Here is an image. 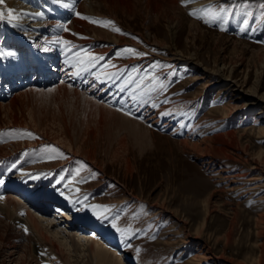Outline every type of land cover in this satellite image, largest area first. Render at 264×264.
Instances as JSON below:
<instances>
[{"label": "rangeland", "instance_id": "obj_1", "mask_svg": "<svg viewBox=\"0 0 264 264\" xmlns=\"http://www.w3.org/2000/svg\"><path fill=\"white\" fill-rule=\"evenodd\" d=\"M186 14L203 28L185 27L175 38L164 22L147 28L140 15L122 16L120 23L106 15L91 18L100 28H118L114 32L126 44L105 59L85 49L86 60L100 57L101 62L76 74L88 82L102 65L100 81L117 80L118 85L109 88L112 97L86 95L133 120L75 97L58 101L54 94L29 93L23 98L41 116L63 112L69 117L74 112L84 122L90 118V128L96 130L100 146H105L98 155L102 172L85 158L68 153L62 143L38 133L31 119L28 128L0 129L1 143H21L16 153L23 166L53 173V180L69 190L68 196L63 195L64 211L71 219L80 215L94 224L101 236L96 239L112 251L121 250L125 264H189L193 258L204 259L194 264H264V180H257L264 174V133L258 132L264 126V112L259 113L260 104L235 110L231 117L221 109L232 100L246 106L248 99L264 97V0H207L186 9ZM125 49H134L135 54ZM169 49L185 56L197 53L200 66L167 60ZM215 66L226 74L232 72L230 81L239 87L218 93L220 84H213L197 95L205 79L190 80L203 67ZM109 69H117V74L105 73ZM50 120L43 130L54 137L60 133ZM213 136L222 137L216 144L220 151L210 150L207 141L197 145ZM75 143L76 148L80 143ZM221 169L229 173H219ZM232 174L240 176L224 179ZM49 212L63 220L57 212ZM77 225L68 230L81 232L85 224ZM1 245L0 264H4L8 257ZM37 256L40 264H57L39 252ZM57 257L62 264H96L79 247L65 249L64 256L58 253Z\"/></svg>", "mask_w": 264, "mask_h": 264}, {"label": "bare ground", "instance_id": "obj_2", "mask_svg": "<svg viewBox=\"0 0 264 264\" xmlns=\"http://www.w3.org/2000/svg\"><path fill=\"white\" fill-rule=\"evenodd\" d=\"M216 1L223 2L224 0ZM182 2L185 4L184 7L181 5ZM204 2L207 0H5L4 4L0 5V12L5 16L4 19H0V129L30 127L28 119H31L33 127L38 130V133L41 131L47 138L62 143L67 147L68 153L75 157L85 158L87 162L96 165L102 172L98 163V155L105 151V146H100L96 130L90 128L89 116V119L85 120L87 122H84L83 118H78L74 112L69 117L59 111H57L59 116H56L57 114L52 116V113V117H50L49 112H45L41 116L31 107V101L25 102L23 98L29 93L33 96L37 95V97L54 94L58 101L75 97V99L87 101L89 106H96V109L99 108L103 112L120 116L121 119L133 120L114 108L105 106L103 102H100L101 100L86 95L87 92L98 99L112 97V90L110 91L109 88L116 87L114 85L117 84V80L102 83L100 81L102 65L95 69L93 77L96 79L92 78L88 82L86 79H82L85 76L76 74L83 69L97 66L96 64L101 60L100 57L86 60L82 55L85 49H91L97 55L101 54L102 56H100L105 59L115 52L114 48L126 44L124 38L114 31L100 28L95 23H91V18L93 20L100 19L101 16L106 15L113 22L120 23L122 16L134 18L140 15L142 24L147 28L164 22L173 36L171 37L175 38L185 27H195L192 31L203 28L201 23L188 17L186 9L202 6ZM9 10L14 11L16 19L9 20L7 18ZM190 30L188 29L187 32ZM145 32L147 33V31ZM88 35L91 36V39L87 37ZM189 39L191 40V38ZM63 41H68V43L65 44ZM168 51L166 59L169 61L178 63L185 61V63L190 62L200 66L197 53L185 56L179 50L169 49ZM220 66H215L216 68L213 69L201 67L199 75L190 80L191 82L205 79V82L200 84L201 87L196 93L197 95L204 94L207 88L213 84H220L218 93L228 91L230 87H239L237 82L230 81L233 73L226 74ZM116 71L117 69H109L105 73L114 75L117 74ZM88 74L91 73L88 72ZM13 92L14 94L10 96ZM106 94L109 95L106 96ZM64 101L66 102V100ZM232 101L221 108L227 117H231V113L235 110L240 112L249 105L260 104L259 113L264 112L263 96L248 99L246 106L245 103L237 104ZM51 118L52 120H50ZM48 120H50V125L53 124L57 127L60 134L51 137L44 132L43 124ZM156 120L158 121V119ZM258 132L263 134L264 126L259 128ZM221 138L220 136L209 137L198 142L197 145L207 141L210 150L220 151V147H217L216 144L220 142ZM3 140L0 139V180L3 181L0 183V243L2 244L1 250L8 257L3 259L4 264H40L38 252L42 258L46 256V259H53L57 264H62L57 257L58 253L64 256L65 249L71 250L72 247L82 248L96 260V264H125L126 257L121 250L112 251L102 241L96 239L100 234L94 230V224H89L88 219L80 215L71 219L68 212L64 211L63 195L69 191L66 186L54 181V174L51 172L41 173V171H34L23 166L16 153L22 148V144L4 145L1 143ZM74 141L80 143L76 148L73 145ZM181 141L188 142L186 139ZM76 143L75 145H77ZM28 144L25 143L24 146ZM206 163L210 164L211 160ZM59 165L60 163L57 164V166ZM225 172H227L225 169L219 171L223 174ZM239 176L232 174L224 179H235ZM100 178L104 180L105 177L101 175ZM257 180H264V174H261ZM99 182H97V186L101 185ZM47 184L50 186L49 189ZM66 196L68 195L66 194ZM95 200L93 199V202ZM155 206L157 205L155 204ZM50 210L57 212L59 218H63V220L59 221V219L56 220V217H51ZM161 210L157 211L156 215H161ZM61 222L65 224L60 225ZM76 224H85L81 232L68 230L69 228L73 229ZM202 261L204 259L193 258L189 264Z\"/></svg>", "mask_w": 264, "mask_h": 264}, {"label": "snow or ice", "instance_id": "obj_3", "mask_svg": "<svg viewBox=\"0 0 264 264\" xmlns=\"http://www.w3.org/2000/svg\"><path fill=\"white\" fill-rule=\"evenodd\" d=\"M4 2H5V0H0V5L4 4ZM37 15H40V13H37ZM4 18H5L4 13L0 12V19H4ZM7 18H8L9 20H14V19H16V16H15L13 10H9V11H8V13H7ZM108 23H111V22H108ZM105 26H107V25H105ZM66 30H67V29H66ZM113 30H114V31H119L118 28H114ZM63 43L67 44L68 41H63ZM124 51H125V52H128V53H134V54H135V50H134V49H125ZM91 59H95V57H92ZM161 87H163V86H161ZM61 179H63V178H61ZM0 183H3V181L0 180ZM95 207H98V206H95Z\"/></svg>", "mask_w": 264, "mask_h": 264}]
</instances>
